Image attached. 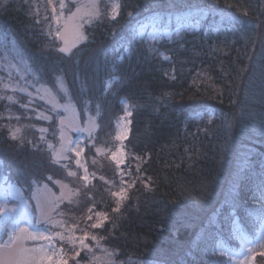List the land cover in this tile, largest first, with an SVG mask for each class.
Returning a JSON list of instances; mask_svg holds the SVG:
<instances>
[{"label":"trees","instance_id":"trees-1","mask_svg":"<svg viewBox=\"0 0 264 264\" xmlns=\"http://www.w3.org/2000/svg\"><path fill=\"white\" fill-rule=\"evenodd\" d=\"M117 1L113 20L111 2L99 0L100 18L85 22L70 54L58 52L59 38L48 35L57 27L52 7L59 0H0V31L15 38L38 82L72 101L81 117L95 118L96 142L112 138L128 103L126 146L144 158L152 188L135 181L113 211L108 182L119 176L112 159L87 145L94 176L85 187L66 175L32 128L31 141L21 143L0 127V171L27 193L34 178L72 183L79 195L56 213L72 223L84 222L89 208L106 213L94 230L122 264H229L217 246L239 247L234 220L253 236L264 217V0ZM145 22L173 33L151 40L140 34ZM37 106L48 110L43 101ZM4 109L0 102V125ZM18 111L27 125L55 131L54 118ZM256 262L264 264V254Z\"/></svg>","mask_w":264,"mask_h":264},{"label":"rangeland","instance_id":"rangeland-1","mask_svg":"<svg viewBox=\"0 0 264 264\" xmlns=\"http://www.w3.org/2000/svg\"><path fill=\"white\" fill-rule=\"evenodd\" d=\"M109 1L112 5V14H114L113 8L118 4V1ZM96 2L99 3V0H71L70 3L73 4L69 5V0H65L68 6L63 10V16L60 18L62 33V38H59L60 47H67L71 51L82 41L84 37L82 33L83 26L85 22L89 21L88 14L94 10ZM55 5L57 6L55 15L59 16V3ZM78 7L81 8V11L76 13ZM69 9L71 10L69 11ZM73 13H76L75 17H73ZM188 25L186 26H195L194 23H189ZM172 33V29L161 28L156 22H145L140 29V34L147 36L151 40L162 36L169 37ZM31 66L30 61L17 44L15 38L0 31V102L5 105V109L2 112L3 122L0 127L6 128L9 135L12 131L19 128L21 130L18 133L19 138L17 140L19 141H31V135L28 133L27 128L35 130L39 139L38 143L45 146V149L52 155V159L59 157L61 166L64 164L68 165L67 169L64 167L63 169H65L66 175L77 183L85 185L87 182L80 178L84 174L83 169L76 165L75 160L80 159L81 163H84L87 167L85 150L88 144H92L95 146L96 153L100 156L108 155L112 159V154L115 153L116 155V159H112V161L116 165L119 179L117 183L108 182L112 193L119 192L121 188H125L127 197L129 187H132L129 185H133L137 180L141 181L147 189H151V180L142 172L141 166L144 158L132 153L126 146L131 123V115H127V112L131 111L128 103L124 101L123 113L114 121L112 138L109 141L96 142L95 136L98 125L95 118L81 117L72 101L61 100L52 88L37 81L36 71ZM21 96L25 97L24 101L20 99ZM38 100L43 101L47 105L48 110L39 108L37 106ZM15 105H17L18 109L23 110L29 118L32 116L38 119V114L41 117L44 115L52 116V119L54 118L56 121L55 131L53 132L55 135L50 132L47 125L36 123L27 125L26 122L20 120V114ZM22 105H27V107H22ZM54 105L57 107L58 116L51 111ZM40 119L49 121L43 118ZM60 120H63V140L60 139ZM40 129H47V131L41 132ZM89 132H91V138L89 137ZM117 135L120 136V139L116 138ZM41 136H44L45 140H41ZM77 142L84 149L80 157H76L75 152L70 151V148ZM49 144L53 145V147L49 148ZM97 149H100V151L97 152ZM79 150L77 149V151ZM65 156L71 159H64ZM117 161H122V163L118 164ZM69 170L76 172L77 176H69ZM88 173L90 183H92L93 176L89 170ZM121 180L127 183L122 184ZM31 183V189L27 193L15 182H11L3 171H0V254L6 255L8 251L14 248H24L31 252V250L39 249L41 246L49 247V241L29 239V233L51 235L53 232H63L65 236L74 235L77 239H80L83 237L84 231H87L90 236L85 243L89 245L91 251H80L79 256L74 255V251L71 250L72 245L69 242L59 241L57 238L54 247L59 249L63 245L64 253L61 255L68 260V264H110L112 261L115 264L123 263L119 258L118 251L107 245L99 232L94 230L95 228L90 227L98 219L94 213L104 212L92 209L91 213L88 211L85 221L81 223L69 222L56 213L58 206L75 193L76 187L72 183L59 178L53 179V177L52 180L47 182L46 180L34 178ZM90 183H87V185ZM115 198L116 201L119 199L118 197ZM124 200L121 201L120 205ZM12 209L16 211H12ZM89 215H92V220L87 219ZM57 222H62L64 227H58ZM234 224L233 234L240 242L239 247L234 249L220 241L219 246H217L219 251L226 255L229 264H257L256 257L258 254H264V244L246 243V240L256 241L258 238L264 237V217L259 223L260 226L257 233L253 236L247 235L241 229L238 218L234 220ZM73 225L78 226L73 228ZM22 228L27 229V232H21L20 229ZM67 229L71 231H66ZM91 235H96L97 240H92ZM10 237H19V239H14V241L10 242ZM75 247L79 249L80 245L77 244ZM242 249L244 250L243 255L240 254ZM247 249H252V251L248 252ZM109 253H112V255L110 256ZM59 259L60 256H53L51 264H56ZM125 261L145 262L134 258H129ZM44 264H49V262L45 261Z\"/></svg>","mask_w":264,"mask_h":264},{"label":"snow or ice","instance_id":"snow-or-ice-1","mask_svg":"<svg viewBox=\"0 0 264 264\" xmlns=\"http://www.w3.org/2000/svg\"><path fill=\"white\" fill-rule=\"evenodd\" d=\"M71 2V0H69V3ZM48 3L51 4L52 3V0H48ZM68 5L65 3V0H60L59 2V9H60V15L59 16H56L54 15L53 16V19L55 20L56 22V30L53 32V31H49L48 32V35L53 37V40H55L56 38H62V33H61V28H60V18L63 16V10L67 7ZM83 7V6H81ZM119 8V5L117 4L115 6V8H113V15L111 16V19L115 20L116 19V16L119 15V12L117 11V9ZM71 9H69L70 11ZM57 11V6L56 5H53L52 7V12L53 14H55ZM81 11V8L78 7L77 10H76V13H79ZM76 13H73V17L76 16ZM89 22H91V18H96V19H99L100 16H101V12H100V8H99V3L96 2L94 4V10L92 12H90L89 14ZM129 15H131V13H129ZM45 19H48V17L46 16ZM51 27V25H50ZM58 52L60 53H65V54H70V49L67 48V47H59L58 49H56ZM165 59H167V57H165ZM118 80V77H114L112 81H109L108 84H107V87H111L112 86V83L116 82ZM55 86L58 87L60 89V91H64V84H63V81H62V78L61 77H57L56 80H55ZM9 99H11L9 97ZM22 107H27V105H22ZM52 112L56 113L57 116L59 115L58 112H57V107L56 105L53 106V108L51 109ZM127 115H131V111H128L127 112ZM37 118L40 119V118H43V119H47L49 121L52 120V116H49V115H44L43 117H41L39 114L37 115ZM17 119H19V117H17ZM60 125H61V130H60V139L63 140L64 139V134H63V120H60ZM262 127H264V124H262ZM20 129L17 128L15 129L14 131H12L10 133V135L12 136V138L15 140V139H18V133H20ZM41 132H46L47 129H40ZM53 135H55V133H53ZM89 137L91 138V132H89ZM117 139H120V136L117 135L116 137ZM41 140H45V137L44 136H41L40 138ZM21 143H23V141H21ZM49 148H52L53 145L49 144L48 145ZM77 149H80L79 151H77ZM83 146L77 142L74 146H72L70 148V151H73L75 152L76 154V157H80L82 152H83ZM100 149H97V152H99ZM55 155V154H54ZM64 159H71L70 157H67L65 156ZM112 159L115 160L116 159V155L115 153L112 154ZM139 159V158H137ZM55 162L56 163H59L60 162V159L59 157H57L55 159ZM75 163L76 165L79 167V168H82L83 169V176L80 177L83 181L87 182V183H90V180H89V173H88V169L86 167V165L84 163H81V160L80 159H76L75 160ZM93 163H95V161H93ZM117 163H122V161H117ZM62 167H64L65 169L68 168V165L67 164H64L62 165ZM68 175L69 176H73V177H76L77 176V173L74 172V171H71L69 170L68 171ZM94 176V174H92ZM49 180H52V177L49 176L48 177ZM101 179H103V177H101ZM57 183H59L57 181ZM87 183L85 184V187L87 186ZM121 183L124 184V183H127L126 181H123L121 180ZM129 186H134V185H129ZM76 195H79V190L76 191L75 193ZM113 196L115 197H118L119 199L117 200V207L115 209H113V211H116L118 212L120 210V203L122 200L126 199V189L125 188H121V190L119 192H114L112 193ZM12 211H16L15 209H12ZM90 213L92 212V209L89 208L88 210ZM94 215L98 218L96 222L92 223L90 225L91 228H102L103 225H104V222L106 220H108V216L106 213H101V212H97V213H94ZM102 217V219H101ZM92 215H89L87 216V219L88 220H92ZM57 226L58 227H61L63 228L64 227V224L62 222H57ZM78 225H73L72 227L75 228L77 227ZM21 232H27V229H20ZM66 231H71L70 229H67ZM90 236V233L87 232V231H84V234H83V237L80 238V239H77L74 235H68V236H65L63 232H53L51 235H44V234H32V233H29L28 234V238L29 239H32V240H36V239H42V240H46V241H49V247L46 248L44 246H41L39 249H33L31 250H28V249H24V248H14V249H11L10 251L7 252L6 255H3V254H0V264H44L45 261H48L49 264H51L52 260H53V256H60V259L56 261V264H68V260L67 259H64L63 256L61 254L64 253V248H63V245H61V247L59 249H56L54 247L55 245V242L58 238L59 241H67L69 242L71 245H72V251H74V255L75 256H79L80 255V251H83V250H88V251H91V248L89 247L88 244L85 243V241L89 238ZM14 239H19V237H10V242L14 241ZM91 239L92 240H97V237L96 235H91ZM246 240V238H245ZM246 243H257V244H264V237L262 238H258L256 241H247L246 240ZM79 244L80 245V248L79 249H76V245ZM51 249V250H49ZM243 249L241 250V255H243ZM248 252H251L252 249H247ZM109 255L111 256L112 253H109ZM231 259V257H229ZM246 258V257H245ZM110 264H115L114 261L110 262Z\"/></svg>","mask_w":264,"mask_h":264}]
</instances>
